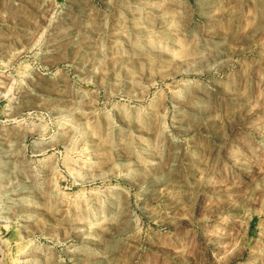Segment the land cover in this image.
Listing matches in <instances>:
<instances>
[{
	"label": "rangeland",
	"instance_id": "374dc122",
	"mask_svg": "<svg viewBox=\"0 0 264 264\" xmlns=\"http://www.w3.org/2000/svg\"><path fill=\"white\" fill-rule=\"evenodd\" d=\"M0 264H264V0H0Z\"/></svg>",
	"mask_w": 264,
	"mask_h": 264
}]
</instances>
